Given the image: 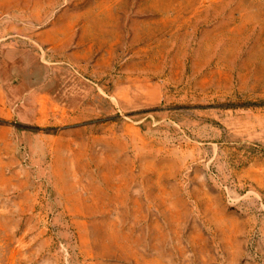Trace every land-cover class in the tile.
<instances>
[{
    "label": "rangeland",
    "instance_id": "374dc122",
    "mask_svg": "<svg viewBox=\"0 0 264 264\" xmlns=\"http://www.w3.org/2000/svg\"><path fill=\"white\" fill-rule=\"evenodd\" d=\"M0 264H264V0H0Z\"/></svg>",
    "mask_w": 264,
    "mask_h": 264
}]
</instances>
